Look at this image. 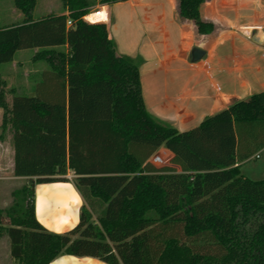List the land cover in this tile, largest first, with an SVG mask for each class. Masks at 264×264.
Returning a JSON list of instances; mask_svg holds the SVG:
<instances>
[{
  "label": "trees",
  "instance_id": "obj_1",
  "mask_svg": "<svg viewBox=\"0 0 264 264\" xmlns=\"http://www.w3.org/2000/svg\"><path fill=\"white\" fill-rule=\"evenodd\" d=\"M125 1L63 0L69 14L37 20V0H15L25 20L0 26V66L19 50L41 48L34 60L50 67L32 96L7 90L0 74L14 174L28 179L15 192L20 202L0 208L11 257L20 264L60 255L107 264H264V178L242 171L264 152V90L181 132L146 105L142 62L119 51L107 12L94 10ZM209 1L176 3L198 38L220 29L205 17ZM162 149L171 165L157 167L151 159ZM70 172L85 200L80 221L52 232L37 216L35 188L69 181Z\"/></svg>",
  "mask_w": 264,
  "mask_h": 264
},
{
  "label": "crops",
  "instance_id": "obj_2",
  "mask_svg": "<svg viewBox=\"0 0 264 264\" xmlns=\"http://www.w3.org/2000/svg\"><path fill=\"white\" fill-rule=\"evenodd\" d=\"M210 2L211 0L204 9V14L207 19L216 22L220 27H223V30L225 29L224 26H226L228 21H233V24L231 25L232 28L229 31L223 33L221 30L217 36L212 37L218 38L210 47L206 60H203L200 63L192 62L190 65L183 63L182 66L171 69V71H175L174 74L169 75L170 73L167 74V71H165L162 74L163 79H157V74L159 73L161 66L159 67L149 63L141 69V78L146 105L161 118L175 122L181 132H185L199 125L207 117L229 107L233 101L237 99H248L255 93L264 90V0H243V20L241 21L238 20V18H236V20L227 18L228 15H226L225 11L220 10L218 11L217 17L213 14L211 8L208 10ZM1 3L4 4L5 0H1ZM120 3H116L114 5H118ZM38 4L39 0H37L35 12L38 11ZM49 5H56L58 7V12L54 13V11H48L49 13L44 14L42 17H37L34 14V18L39 20L51 14H69L63 0L50 2ZM24 20L25 16L23 12L17 8L15 0H13L7 10L0 4L1 27H8L14 24L22 23ZM188 24L191 25L194 31V26L191 23ZM196 40H200V38L197 37ZM63 47L66 46H58L54 48L61 50ZM40 50L41 48L19 50L16 53L15 59L12 62H9L8 67L13 68L16 66L19 61L18 58L23 55L32 56V60H30L32 65L40 64L41 62L46 63L42 60H34V56ZM4 64L0 66L1 76L2 67H5L3 66ZM198 66L201 67V70L194 72V67L196 69ZM24 67H26V65ZM49 69L50 67L44 71ZM189 74L191 75L187 76ZM2 77L5 79L4 76ZM189 78L192 80V85H188L187 83ZM37 84L35 85L32 93L16 94L21 96H32L35 94ZM169 96L171 98H168ZM172 103H174V106L171 107ZM2 112H4V110L0 108L1 117L4 116V113L2 114ZM261 154L263 158L264 152ZM254 157H257V155ZM3 169V165L0 164V183L6 182L8 179L24 178L15 176L14 161L11 163V169L13 170L14 175L7 176L4 171L5 169ZM242 171L252 178H264V165L243 163ZM75 187L76 186L73 181H69L68 183H41L36 185L35 199L37 216L40 222L50 231L54 230L53 232L56 233H65L72 230L79 223L81 209L85 204V200ZM61 188L68 190L71 188L74 190L75 193L72 195H75V197L70 202L74 204L75 207L70 214L65 216V218L60 216L57 219L54 218L51 220L45 216L43 205H39L38 203V198L40 196L39 191L41 189H45L50 192L51 190H61ZM55 199L56 198L54 197L49 198V201L52 202L50 211L52 216L56 214L54 206L61 205L62 202L59 199ZM63 199L65 200L66 197ZM59 211H63V209H60ZM63 213L65 212H62V214ZM71 217L72 222H70L67 226V223L65 224V222L68 218L71 219ZM57 221H59V223H57ZM51 224L52 226L57 227L62 225L66 226L63 229H58L56 227H51ZM50 264L107 263L93 257L60 255Z\"/></svg>",
  "mask_w": 264,
  "mask_h": 264
},
{
  "label": "rangeland",
  "instance_id": "obj_3",
  "mask_svg": "<svg viewBox=\"0 0 264 264\" xmlns=\"http://www.w3.org/2000/svg\"><path fill=\"white\" fill-rule=\"evenodd\" d=\"M55 1L56 0H39L38 11L34 12L35 16L42 17L44 14L53 11L57 13L58 7L56 5H49L50 2ZM12 2L13 0H5V3L2 4L0 0V4L3 5L6 10ZM176 3L177 0H132L114 6L101 5L94 8V10H105L107 12L108 18L106 21L110 23L112 36L117 43L119 51L142 62L141 69L149 63L159 67L161 66L157 74V79H160L165 71H167V74L170 73L169 75H171L175 73V71H171V69L180 67L183 63L190 65L192 63L191 54L195 47L206 51L205 56L197 62L200 63L206 60L210 47L218 38L206 36L201 37L200 40H196L197 37L191 25L179 19L176 11ZM210 8L217 17L218 11L220 10L225 11L226 15H228L227 18L233 20L238 18L240 21L243 20V0H211L208 10ZM232 22L233 21H228L226 26H224V30L223 27H220L217 35L221 30L223 33L229 31L232 28ZM61 50L67 51V47H63ZM31 57V55L19 57V61L13 68L8 67L9 63L3 65L5 67H2L3 69L1 68V72L7 82V90L15 88V93L17 94L32 93L37 82L43 80L44 70L49 68V65L44 62L32 65L30 62V60H32ZM25 65L26 67H24ZM194 70V72H197L201 70V67L198 66L196 69L194 67ZM190 75L191 74L187 76ZM187 83L190 85L192 80L189 78ZM57 89L60 90L59 87ZM60 92L61 91L58 92L57 96L62 98ZM12 98L13 95L11 93L7 94V101L9 100V103H11ZM168 98L171 97L169 96ZM172 106H174V103L171 104V107ZM3 113L4 112H2V114ZM3 119L4 116L1 117L0 114V164L3 165L5 169L3 170L6 172L7 176H12L14 175L11 169V163L14 161L13 131L10 127L6 130L4 129ZM251 164L264 165V156L257 161H251ZM66 178H68L69 181H73L75 175L70 172L66 175ZM69 181L50 183H68ZM27 183L28 179L26 178H13L0 183V208L9 209L14 203L20 202V196H17L15 192L21 191L23 186ZM74 193V190L71 188L69 190L61 188V190H51L50 192L41 189L39 191L40 196L38 198V203L39 205H43L45 216L51 220L54 218L57 219L60 216L65 218L75 207L74 204L70 202L75 197V195H72ZM51 197L62 201L61 205L54 206V210L56 211L54 216L50 214L52 202L49 201V198ZM64 197H66L65 200L63 199ZM60 209H63V211H59ZM62 212L65 213L62 214ZM70 222H72V217L71 219L68 218L65 224L67 223L66 225L68 226ZM9 223V219L5 218L3 228H7ZM57 223H59V221H57ZM66 225L57 227L51 224V227L63 229ZM51 231L53 232L54 230ZM10 249L9 237L3 232V234L0 235V264H20L19 261L11 257Z\"/></svg>",
  "mask_w": 264,
  "mask_h": 264
},
{
  "label": "built area",
  "instance_id": "obj_4",
  "mask_svg": "<svg viewBox=\"0 0 264 264\" xmlns=\"http://www.w3.org/2000/svg\"><path fill=\"white\" fill-rule=\"evenodd\" d=\"M68 25H72V22L68 21ZM151 160L157 167H164L171 165V155L169 151L166 149H162L157 153H155Z\"/></svg>",
  "mask_w": 264,
  "mask_h": 264
},
{
  "label": "water",
  "instance_id": "obj_5",
  "mask_svg": "<svg viewBox=\"0 0 264 264\" xmlns=\"http://www.w3.org/2000/svg\"><path fill=\"white\" fill-rule=\"evenodd\" d=\"M206 54V51L201 49V48H198V47H195L192 51V54H191V61L192 62H197L199 60H201Z\"/></svg>",
  "mask_w": 264,
  "mask_h": 264
}]
</instances>
